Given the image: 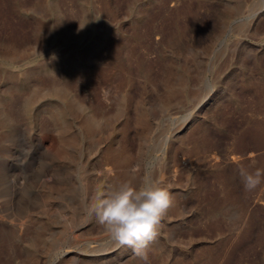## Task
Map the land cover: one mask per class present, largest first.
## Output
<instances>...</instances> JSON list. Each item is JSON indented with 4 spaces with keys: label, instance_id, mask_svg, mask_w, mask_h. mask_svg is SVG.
<instances>
[{
    "label": "rangeland",
    "instance_id": "rangeland-1",
    "mask_svg": "<svg viewBox=\"0 0 264 264\" xmlns=\"http://www.w3.org/2000/svg\"><path fill=\"white\" fill-rule=\"evenodd\" d=\"M44 66L61 72L55 84L75 104L92 98L113 115L123 94L126 112L66 157L42 128L59 102L38 99L54 81ZM1 103L0 264H264V183L248 192L240 176L264 169V0H0ZM46 170L63 180L47 188ZM145 176L168 188L173 209L147 260L128 248L121 261L126 245L89 205L98 188Z\"/></svg>",
    "mask_w": 264,
    "mask_h": 264
},
{
    "label": "clouds",
    "instance_id": "clouds-1",
    "mask_svg": "<svg viewBox=\"0 0 264 264\" xmlns=\"http://www.w3.org/2000/svg\"><path fill=\"white\" fill-rule=\"evenodd\" d=\"M240 176L248 192L264 183V169L259 167L253 171L242 169ZM173 205L168 188L145 176L138 183L132 178L108 188H98L89 211L112 241L129 246L146 261L149 245L157 237L161 222Z\"/></svg>",
    "mask_w": 264,
    "mask_h": 264
},
{
    "label": "bare ground",
    "instance_id": "bare-ground-1",
    "mask_svg": "<svg viewBox=\"0 0 264 264\" xmlns=\"http://www.w3.org/2000/svg\"><path fill=\"white\" fill-rule=\"evenodd\" d=\"M94 8V7H93ZM64 13V12H63ZM70 16V15H69ZM65 26L63 25H60V26H58V28L56 29V34H58V36H60L61 38L63 37V38H65L67 35V30H65ZM113 34V33H112ZM106 43V42H105ZM99 54H100V52H98ZM92 56H94V55H92L91 53H89V52H83L82 54H81V57H80V60L82 61H84V62H88V64L89 65H94V63H95V60L94 59H96V57H94V59H93V57ZM77 65L78 66H80L81 68H83L84 69V67H87V68H85V69H87V70H89V69H91V66L90 67H88V66H83L81 63H77ZM84 69V70H85ZM41 71H42V73H44V74H46V75H48L47 77H50V78H52L54 81H53V83L52 84H50V86H52V88H45V86H46V84H45V86H41V87H37V89L38 90H40L39 92H37V93H39V94H41V97H38V99H40L41 98V100L42 99H44V98H46L47 96L48 97H56V98H58L59 99V102H56L57 104H55V105H53L52 106V110L50 111L51 113H49V115H50V121H48V122H46V126L45 125H43L42 126V128H44V129H49V128H52V132H54L55 134H56V142H57V144H58V146L61 148V150L63 151L64 150V153H65V155H66V157L67 156H69V155H67V153H69L70 152V150L74 147V145L75 146H77V142H78V140H77V138L79 139V138H82V137H87V136H91V135H96L97 134V132H100L104 127H107V129L111 126V120L113 119V118H117V117H119V116H122V114H124L125 112H126V107H127V105L129 104V102H128V100L126 99V96L125 95H120L119 96V98H117L118 100H119V103L117 104L115 101H114V105H116L117 104V108L115 107V111L112 113L113 115H108V113L106 114V113H104L103 111L101 112V114H99L98 112H97V110H98V108H97V110H95L94 109V107H93V104H91L90 102H91V100H92V98H91V100H90V102H89V104L86 102V104L87 105H83V104H85V103H83V102H80V103H83V104H75V102H74V97H72V96H70V100L68 99V97H69V95L67 94V92H66V95H62V89L57 85V84H55L56 82H55V80L57 81V77H61V72L57 69V68H55V67H53V66H44V67H42L41 69H40ZM83 70V71H84ZM85 72H86V70H85ZM58 83V82H57ZM59 84V83H58ZM69 84V83H68ZM42 85H44V84H42ZM153 85V84H152ZM61 86V85H60ZM63 88V87H62ZM69 91H70V89H69ZM110 93V92H109ZM114 93V92H113ZM119 93V92H118ZM121 93H124V92H121ZM37 96H39L38 94H37ZM90 96H92V95H90ZM115 96V95H114ZM128 96V95H127ZM36 97V96H35ZM76 97H78V96H76ZM75 97V98H76ZM93 98H95L94 96H92ZM110 97H111V94H110ZM117 96H115V98H116ZM109 98V97H108ZM112 98V97H111ZM115 98H113V99H115ZM69 100V102H74V104H75V106L77 107V108H79V109H81L83 112H84V114H85V122L83 123V124H78L77 122L75 123L74 122V119L72 118V116H71V109H70V107H68V104H67V101ZM85 100V99H84ZM86 100H88V99H86ZM93 100H95V99H93ZM93 100H92V102H93ZM134 100V99H133ZM108 101H110V99L108 100ZM85 102V101H84ZM107 102V101H106ZM111 102H112V100H111ZM111 102H110V104H111ZM132 102H134V101H132ZM132 102H130V104H132ZM95 103V102H94ZM116 103V104H115ZM151 102H149V101H147V103H145V105L143 106V109L141 110V113H142V115H143V117H144V122H146V124H147V126H149V127H151V125H152V121H153V119H154V113H153V110H152V105L150 104ZM7 104H9L8 102L6 103V105ZM99 105V104H98ZM97 105V106H98ZM10 106V105H9ZM95 107H96V103H95V105H94ZM11 107V106H10ZM101 107V106H100ZM111 107H113L112 105H111ZM130 108H132L131 106H129ZM0 119L3 121V123H8V113L6 112V111H8V110H6V108H8V105H7V107L5 108L4 107V103H1V106H0ZM5 108V109H4ZM138 105L135 107V109L133 108V111L135 110L136 112H138ZM11 109V108H10ZM100 109V108H99ZM101 109H103V107H101ZM109 109H112V108H109ZM105 110V109H104ZM28 111H31L29 108H28ZM99 111V110H98ZM12 112V111H11ZM110 112V111H109ZM111 113V112H110ZM135 113V112H134ZM12 114V113H11ZM137 114V113H136ZM13 115V114H12ZM53 120V122H51ZM45 124V123H44ZM113 126H115V125H113ZM118 126V125H117ZM110 129V128H109ZM108 129V130H109ZM149 129V128H148ZM44 131V130H43ZM105 131V130H104ZM112 131V130H111ZM47 132V131H46ZM46 134V133H45ZM76 134H77V136H76ZM94 137V136H93ZM146 138H148V136H145V141H146ZM123 139V138H122ZM50 140V139H49ZM80 140V139H79ZM55 141V140H54ZM77 141V142H76ZM146 146V145H145ZM38 147H39V149H42V147H41V145H40V143L38 142ZM77 147H75V149H76ZM141 148V147H140ZM139 148V149H140ZM74 149V150H75ZM73 151V149L71 150V152ZM140 151V150H139ZM70 152V153H71ZM129 152V151H128ZM63 153V154H64ZM69 153V154H70ZM140 153V152H139ZM46 154H48V153H46ZM65 155H63L64 157L63 158H66L65 157ZM53 158V157H52ZM121 158V157H120ZM178 158V157H177ZM50 159V158H49ZM67 159V158H66ZM56 161V160H55ZM64 161H65V159H64ZM63 161V162H64ZM107 161V160H106ZM117 161V160H116ZM57 162V161H56ZM62 163V162H61ZM71 163V162H70ZM118 163V162H117ZM113 164H115V163H113ZM67 165V164H66ZM109 165H110V163H109ZM116 165V164H115ZM179 165V164H178ZM181 165V164H180ZM58 166V165H57ZM108 166V165H107ZM106 166V167H107ZM111 166H112V164H111ZM111 166L109 167V168H111ZM114 166V165H113ZM105 168V167H104ZM135 168V167H134ZM106 169V168H105ZM172 169H173V167H172ZM62 170V169H61ZM104 170V169H103ZM110 170V169H109ZM127 170V169H126ZM53 172V171H52ZM55 172V171H54ZM60 172V171H59ZM59 172H57L58 174H60ZM64 172V171H63ZM103 172V171H102ZM107 172V171H106ZM105 172V173H106ZM175 172V171H174ZM111 171H110V175H111ZM58 174H50V176H51V178L49 179V178H47V176H48V172H47V170L45 171V172H42V174H41V176L40 177H38L39 178V182L41 183V184H47V188H49V185H48V183H49V181L48 180H50V181H54L55 183L57 182L58 184H59V182L61 181V179L63 178V176H62V178H59L60 176L58 175ZM107 174H108V172H107ZM61 175V174H60ZM100 175V174H99ZM68 177V176H67ZM60 179V181L58 182V180ZM111 179V178H110ZM63 180V179H62ZM65 180V179H64ZM69 180V179H68ZM15 182V181H14ZM18 182V181H17ZM53 182V183H54ZM54 183V184H55ZM40 184V185H41ZM61 184V183H60ZM17 185H19V184H17ZM20 185H21V183H20ZM41 186H43V185H41ZM46 186V185H45ZM52 186L54 187V186H56L57 187V185L55 184V185H53L52 184ZM51 185H50V187H52ZM86 186V185H85ZM17 188V187H16ZM20 188V187H19ZM43 188V187H42ZM44 189V188H43ZM55 189V188H54ZM86 190V192H87V188L85 189ZM50 191V190H49ZM54 191L55 190H53V188H52V190L50 191V193H48V195H49V197H51V196H53V194H54ZM48 192V191H47ZM55 193H57V191L55 192ZM59 193V192H58ZM86 194V193H85ZM47 195V196H48ZM173 209V208H172ZM4 215V214H3ZM2 215V216H3ZM4 217V216H3ZM8 219H10V218H8ZM20 220V219H19ZM7 221H9V220H7ZM22 221V220H21ZM20 222V221H19ZM9 223V222H8ZM10 224V223H9ZM15 224V223H14ZM4 225H5V223H4ZM22 225V224H21ZM20 225V226H21ZM9 226V225H8ZM5 227V226H4ZM14 227V226H13ZM13 227H11V228H13ZM19 227V226H18ZM8 229V228H7ZM18 230V229H17ZM8 232V231H7ZM16 232V231H15ZM20 232V231H19ZM13 234V233H12ZM128 248H130L129 246H127L126 245V247H124L123 249H122V251L119 253V254H117V255H115V259H120L121 261L123 260V258H125V255H126V249H128ZM97 252H101V253H103V252H105L104 250H101V251H97ZM93 253H95L94 251H93ZM85 254H88V252L87 253H85ZM100 254V253H99ZM134 254V253H133ZM88 255H90V254H88ZM103 255H105V254H103ZM107 256V255H106ZM111 258H113V257H111ZM124 261V260H123ZM100 262H101V259H100ZM102 262H104V260L102 261ZM117 262H119V261H117ZM105 263V262H104ZM94 264V263H93Z\"/></svg>",
    "mask_w": 264,
    "mask_h": 264
}]
</instances>
